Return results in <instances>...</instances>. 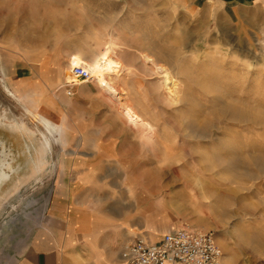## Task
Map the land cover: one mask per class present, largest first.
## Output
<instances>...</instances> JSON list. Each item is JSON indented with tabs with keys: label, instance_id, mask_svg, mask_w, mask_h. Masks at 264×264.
<instances>
[{
	"label": "rangeland",
	"instance_id": "1",
	"mask_svg": "<svg viewBox=\"0 0 264 264\" xmlns=\"http://www.w3.org/2000/svg\"><path fill=\"white\" fill-rule=\"evenodd\" d=\"M109 46L125 68L112 80L137 121L95 79L67 93L70 57L96 64ZM143 52L171 68L173 101L160 96ZM221 100L261 107L264 119V12L214 2L190 10L174 0H0V264H14L52 228L54 194L75 184L73 160L95 164L98 191L105 180L122 196L120 186H136L140 226L212 231L225 264H264V128L218 116ZM190 119L208 135L195 139L207 155L195 156L223 165L192 167L181 147L153 154L164 139H189ZM111 139L112 156L95 154ZM245 146L250 152L239 151ZM232 161L242 168L227 167Z\"/></svg>",
	"mask_w": 264,
	"mask_h": 264
},
{
	"label": "crops",
	"instance_id": "2",
	"mask_svg": "<svg viewBox=\"0 0 264 264\" xmlns=\"http://www.w3.org/2000/svg\"><path fill=\"white\" fill-rule=\"evenodd\" d=\"M174 1L190 10L206 8L214 2L234 10L248 8L264 12V0ZM23 80L26 83L27 77ZM99 137L92 140L102 141ZM113 145L114 139H111L101 144L106 149L97 148L95 154L112 156ZM69 167L76 174L75 184H64L54 194V214H50L54 222L52 228L41 230L21 248L14 264H126L122 257L125 244L139 237L159 241L166 233L177 229L164 227L156 232L140 226L138 201L134 200L138 193L136 186H120L122 196L115 191L116 185L109 187V181L105 180V186L98 191L92 188L98 179L93 162L73 160Z\"/></svg>",
	"mask_w": 264,
	"mask_h": 264
},
{
	"label": "bare ground",
	"instance_id": "3",
	"mask_svg": "<svg viewBox=\"0 0 264 264\" xmlns=\"http://www.w3.org/2000/svg\"><path fill=\"white\" fill-rule=\"evenodd\" d=\"M164 49V48H163ZM170 49V48H169ZM168 49V50H169ZM167 50V49H166ZM173 51V50H172ZM165 54V53H164ZM117 55V52L115 51V48L113 46H109L106 51L103 53V56L101 59L96 63V64H88L87 61L84 60L83 57L80 55H72L70 57V63L72 68L78 65H83L85 68L89 69L93 75L94 79L96 80V84L99 86V88L102 90L103 93H106L109 98L116 102L118 104V109L120 114L123 115V117L129 119V120H136L139 118L134 106L129 103H125L121 97L119 89L115 86L112 76L121 70H125L124 67H122L121 61L116 60L115 57ZM167 57V60L169 59L170 61H173V58L175 57L174 53L169 51ZM165 55V56H166ZM140 60L142 62V66L146 71L149 73L151 72L153 75H156V78L159 79L160 84H159V93L162 98H166L167 101H173L176 97V92L175 91V86H176V77L173 75V72L169 66L166 64L159 62L153 55H150L149 53H140ZM166 57L164 59V62L166 63ZM169 63V62H168ZM71 68V69H72ZM122 68V69H121ZM71 69H67V72H71V82L75 84H79L81 80L77 78ZM129 69V67L127 68ZM148 73V74H149ZM261 98V97H260ZM260 101H257L256 104L260 105ZM253 106L254 112L251 111V107ZM26 108V107H25ZM218 116H224L227 119L231 121H236V122H242V123H248L252 124L251 126L256 127L257 132L260 131V129L264 128V119L262 117V110L261 107L255 106V105H246V107H239L236 104H233L231 102H225L221 100V108H220V113L217 114ZM50 125V124H49ZM49 125L46 123V128L50 130ZM52 125V124H51ZM185 128L190 130V136L189 139L182 137L179 139L174 138L173 144L170 142H167V139H164L161 143L162 147L159 150H153V154L157 155L158 153L167 155L168 152H170L172 147H181L183 150V158L188 157V162L189 164L192 165V167H205L206 169H210L212 167H217L218 165H223L225 161H215L214 163H207L201 160V158H198L195 156V154H201V155H207L206 153L203 154L202 149H200L199 141L197 142L198 137H203L206 138L208 135H206L207 129H204L201 127L197 122L193 120H188L185 123ZM59 129H56V132H58ZM55 131V130H54ZM55 133V132H54ZM260 133V132H259ZM209 134V132H208ZM191 142H197V143H192ZM190 144V148H186L185 145ZM214 146V145H212ZM254 152H255V161L257 163H260L263 158V155H260V145L259 144H254L252 146ZM249 146H245L244 148H240L239 151H248L250 152ZM236 147H231L230 151H236ZM182 152V151H181ZM180 152V153H181ZM200 162L203 164L201 165ZM236 161V162H226L227 167H240L239 165L241 162ZM256 163V164H257ZM264 163V161H263ZM186 164V163H183ZM182 164V166H183ZM244 164V163H243ZM264 166V165H263ZM245 167V166H244ZM243 167V168H244ZM242 168V166H241ZM262 168V167H259ZM164 170L160 169V171ZM2 174V173H1ZM161 176V175H160ZM160 179V177H158ZM146 182V181H145ZM146 184V183H145ZM226 214H231L232 212L230 210L225 209ZM219 239V238H218ZM220 242L223 244L222 240L219 239Z\"/></svg>",
	"mask_w": 264,
	"mask_h": 264
},
{
	"label": "built area",
	"instance_id": "4",
	"mask_svg": "<svg viewBox=\"0 0 264 264\" xmlns=\"http://www.w3.org/2000/svg\"><path fill=\"white\" fill-rule=\"evenodd\" d=\"M72 71L81 81L94 79L83 65L73 67ZM76 85H66L69 95ZM122 257L126 264H225V253L216 233L188 225L166 233L159 241L139 237L124 245Z\"/></svg>",
	"mask_w": 264,
	"mask_h": 264
}]
</instances>
